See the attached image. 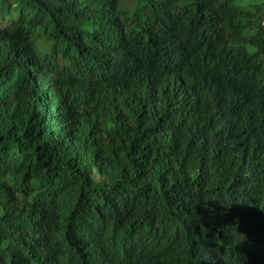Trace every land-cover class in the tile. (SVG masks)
Masks as SVG:
<instances>
[{"label":"trees","instance_id":"1","mask_svg":"<svg viewBox=\"0 0 264 264\" xmlns=\"http://www.w3.org/2000/svg\"><path fill=\"white\" fill-rule=\"evenodd\" d=\"M1 3L0 264L40 260L51 245L56 262L70 264L82 221L98 216V203L87 196L102 207L103 237L117 227L123 236L171 221L178 240L163 253L166 262L189 253L206 264H227L228 248L218 262L202 259V245L211 237L207 229L218 220L238 234L252 235L254 228L236 201L214 202L210 195L229 191L224 190L231 184L226 168L240 160L248 169L243 181L264 190V147L258 149L264 144L259 140L264 123H233L232 133L216 134L223 143L215 142L209 150L212 163H199L190 155L198 149L182 144L194 133H188L191 111L183 114L175 102L169 108L148 93L139 78L119 72L125 53L163 51L166 58L184 62L186 46L208 37L220 68L236 59L264 76V0L254 8H232L245 18L236 31L225 22V0ZM123 3L130 5L123 13L128 16L118 22L113 9ZM37 22H44L41 27L54 36L56 51L28 66L24 56L34 45L31 31L39 28ZM143 62L146 68L149 64ZM119 81L131 86L119 92ZM187 92L178 88L177 100L183 101ZM191 101L202 123L212 124L210 109L215 106L202 95ZM253 136L258 140L251 143L247 139ZM200 199L212 206L200 216L204 220L190 222L188 209ZM17 222L45 236L15 238ZM188 230L200 238L192 240ZM138 262L136 255L134 264Z\"/></svg>","mask_w":264,"mask_h":264},{"label":"clouds","instance_id":"2","mask_svg":"<svg viewBox=\"0 0 264 264\" xmlns=\"http://www.w3.org/2000/svg\"><path fill=\"white\" fill-rule=\"evenodd\" d=\"M262 0L254 2H245L243 0H225L228 7V14L225 22L230 24L231 31L242 28L245 24L244 16L234 14L233 7L247 6L254 8L260 5ZM3 0H0V10ZM129 4L123 3L118 9H113L118 22L124 21V11ZM130 6V5H129ZM128 6V9H129ZM186 21L185 19H181ZM39 28L33 29L32 40L33 47L26 49L24 62L30 66V63L38 56L51 55L56 51L54 36L50 35L49 29L42 28L44 22H37ZM143 32H139L142 35ZM208 37L186 46V57L184 62L179 57L173 60L166 58L163 51L157 53H125L122 57L121 71L119 72L125 78H139L148 93L165 102L170 108L172 103H176L178 111L188 113L189 142L182 143L191 150H196L190 154L192 158H197L199 163L210 162L209 150L215 142L223 143V140L217 138L216 134L223 136L232 133L233 123L239 120L251 119L258 124L264 123V76L248 68L241 60L232 59L228 68L222 69L217 64L214 56L215 50H210ZM143 61L149 65L145 68ZM260 62V60H258ZM46 78V82L48 83ZM247 84V89L242 86ZM128 82L119 81L115 89L123 92L125 88L130 87ZM178 88L188 91L182 100H177L176 90ZM175 92V93H174ZM195 95H202L210 104L215 107L210 109L212 112V124L202 123L198 117L199 109L191 99ZM64 99V98H63ZM55 100V99H54ZM218 116L219 118H216ZM259 140L264 142V130L259 128ZM202 136V141L200 137ZM254 143L258 139H247ZM264 147L261 144L258 149ZM262 166L264 157H261ZM245 162L232 161L231 167L226 170L229 173L230 186L226 191H220L218 194H212L214 202L218 200L236 201L240 210L244 213L247 223L254 228V233L247 236L238 234L226 223L216 221V224L207 229L211 237L207 243L202 245V255L211 257L214 261H219L220 257L228 248L229 258L227 264H264V190L256 185L252 186L243 181L244 174L247 173ZM89 200H95L98 203V216L89 221H82L84 225L75 234L76 256L71 258L70 264H134V258L139 256L137 264H169L165 261L163 253L171 249L177 242L178 237L175 234L174 224L171 221L160 226H152L147 230H132L119 235L118 227L107 236H102L104 225L100 223L101 205L93 196H87ZM195 205V208L193 207ZM190 207V222H200L205 215V209L211 208V204L203 203L198 200ZM98 229V232L95 229ZM18 231L15 232V238L25 239L33 236H45L36 228L28 223L17 222ZM190 238L198 240L199 236L194 234L195 230H188ZM188 232H182L184 237ZM217 244V245H216ZM17 264H60L55 260L52 245L50 251L40 260L33 261V258L21 259ZM172 264H206L193 254L172 263Z\"/></svg>","mask_w":264,"mask_h":264},{"label":"rangeland","instance_id":"3","mask_svg":"<svg viewBox=\"0 0 264 264\" xmlns=\"http://www.w3.org/2000/svg\"><path fill=\"white\" fill-rule=\"evenodd\" d=\"M245 2H254L255 0H243ZM5 18L4 12L0 10V21H2Z\"/></svg>","mask_w":264,"mask_h":264},{"label":"bare ground","instance_id":"4","mask_svg":"<svg viewBox=\"0 0 264 264\" xmlns=\"http://www.w3.org/2000/svg\"><path fill=\"white\" fill-rule=\"evenodd\" d=\"M120 51V50H119ZM48 97V96H47ZM214 178V177H213ZM42 187V186H41ZM66 189V188H65ZM52 193V192H51ZM58 197V196H57ZM62 197V196H61ZM99 201V200H98ZM25 203V202H24ZM143 225V224H142ZM57 234V233H56ZM64 236V235H63Z\"/></svg>","mask_w":264,"mask_h":264}]
</instances>
